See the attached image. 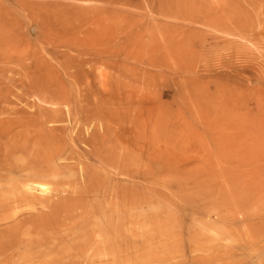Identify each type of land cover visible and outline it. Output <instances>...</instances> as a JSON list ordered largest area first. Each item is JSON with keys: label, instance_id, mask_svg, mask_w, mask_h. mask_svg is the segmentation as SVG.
Listing matches in <instances>:
<instances>
[{"label": "bare ground", "instance_id": "6f19581e", "mask_svg": "<svg viewBox=\"0 0 264 264\" xmlns=\"http://www.w3.org/2000/svg\"><path fill=\"white\" fill-rule=\"evenodd\" d=\"M103 1L123 7H144L152 21L124 15L130 24L134 22L132 28L135 31L124 32L111 49L80 50L76 42L69 41L61 46L75 51L81 60L68 58L67 52H51L52 59L74 85H80L85 78L88 79L89 74L84 67L89 66L90 73L101 79L100 88L94 92L97 99L102 100L106 95L113 97L114 94L124 100L125 96H128L127 99L131 98L132 92L122 97L117 85L121 83L129 87L125 83L127 78L132 79L134 84L146 85L162 79V83L158 84L161 85L159 99L174 95L176 112L157 104L156 109L159 111L155 120L149 121L147 125L153 132L157 130L173 133L175 142L179 139L181 122L178 116L182 111L181 104L184 103L186 93H189L188 97L194 106L199 103L196 93L199 90L208 95L206 101L218 95L221 103L213 110L215 120L206 123L207 128L210 131L224 132L231 129L237 132L238 134L228 140L231 144L253 145L258 141L256 137L264 129V61L258 62V57L239 52L245 59L242 63H233L231 56L229 60L222 61L215 67H208L207 76L193 75L196 71L185 67L189 58L183 51L190 47L195 37L201 38V32L195 29V25H203L218 33L250 41L262 40L264 28L259 31L260 26L249 21L215 15L191 0H141L142 4L140 0ZM158 19H176L182 21V25H168ZM110 20L98 13L93 19L96 27L93 35L99 37L103 30H109ZM183 22L189 23L183 25ZM156 30L160 32L159 36L154 33ZM211 40L220 38L212 35ZM3 42L9 44L7 42L10 40L4 39ZM222 42L224 46L234 43L226 39ZM206 43L208 40L204 39L199 44L204 47ZM219 46L220 43L216 42L215 47ZM137 52L142 55H136ZM61 56L64 58L62 62ZM131 60L136 61L140 67L127 63ZM170 61L174 62L175 68L165 72L164 69ZM9 64L20 68L13 72L20 80L26 79L27 88L32 93L43 94L46 102L59 104L67 97V89L52 82L58 78L56 65L49 63L38 52L23 57L13 49L10 51L0 47V116L10 112L1 106V103L9 100L10 89L6 86V91L4 90L2 79ZM102 67L113 70L124 68L129 73L124 75V80L112 79V84L110 78L99 71ZM150 69L156 71L151 72ZM95 71L99 73L94 75ZM185 73L189 75L184 80ZM244 92H250L252 97L243 98ZM176 98L181 101L178 102ZM51 113L54 118L60 119L63 116L60 108ZM173 113L175 121H172L174 117L170 118ZM18 114L0 121V264H119L122 260L130 261L144 256L153 251L154 245H160L176 235L174 229L157 226L158 221L152 228L132 226L131 210L129 213L119 212L114 208L106 211L101 203L94 213L86 212L85 194L98 192L97 195L103 200L108 195L118 198L117 185H108L107 190L98 191L100 187L105 188L106 180L100 167H111L119 174H126L128 152L124 148L118 151L114 141L125 144L124 137L132 135L130 128L113 127L112 119L100 111L99 106L82 107L76 114L78 117L75 115L76 126L92 121L105 129L103 133L97 132L85 137H82L80 130L77 136L82 143L91 147L89 155L96 160L99 165L97 167L84 162L76 156L73 149L67 148L64 132L57 128H47L43 119L47 114ZM258 118L261 121L257 122ZM130 125L134 129L135 124L131 122ZM111 141L113 144L107 145ZM155 146L154 141H149L147 146L141 147L140 156L145 154L149 158L157 157L150 153ZM262 159L264 160V154ZM71 161L77 163H68ZM259 171L264 175V162ZM78 173L82 180L72 186L70 179L75 178ZM140 176L150 184L154 183V174L148 177L149 173L141 172ZM45 179L55 183L54 191L45 192V184L38 182ZM171 216L178 217V213ZM215 217L216 220L212 222L214 225L226 226L241 220L249 228L243 248L253 252L250 257L258 264H264V210L252 212L240 208L230 213H217ZM97 218L99 222L94 221ZM176 232H183L182 224H179ZM211 242L205 235L196 242L201 247H196L194 253L204 254L201 259H196L198 262L208 263L218 257L222 250L225 256H231L237 251L231 247L210 246Z\"/></svg>", "mask_w": 264, "mask_h": 264}, {"label": "rangeland", "instance_id": "374dc122", "mask_svg": "<svg viewBox=\"0 0 264 264\" xmlns=\"http://www.w3.org/2000/svg\"><path fill=\"white\" fill-rule=\"evenodd\" d=\"M191 1L215 15L226 19L232 17L249 21L260 26L259 31L264 28V0ZM98 13L106 19H111V27L109 30H103L99 37H95L93 32L96 27L93 19ZM148 13L144 7L117 6L103 0H0V47L10 51L13 49L23 57L38 52L49 63L56 65L58 78L52 81L54 85L63 86L68 91L67 97L59 104L48 103L44 100L43 94L32 93L27 88L25 78L20 80L13 72L20 68L9 64L2 77L4 90L6 91V86L10 89L9 100L1 103V106L10 112L1 115L0 121L18 113V116L47 114L46 117L43 116L47 128H57L64 132L67 148L73 149L76 156L84 162L97 167L98 163L89 155L91 147L82 143L77 136L80 130L82 137H85L97 132L103 133L105 129L92 121L76 126L74 118L82 107L99 106V110L112 119L113 127L131 129L132 135L124 137L125 144L114 141L118 151L124 148L128 152L126 174H119L111 167L107 169L100 167L106 180L105 188L100 187L98 191L107 190L108 185L110 187L117 185L118 198L114 199L112 195H108L103 200L97 195L98 192L85 194L86 212L94 213L101 203L106 211L114 208L116 211L129 213L131 210L132 226L152 228L158 221L157 226L174 229L176 235L160 245H154L153 251L148 252L149 254L130 261L122 260L119 264H203L196 259H201L204 254L194 253L196 247H201L196 242L201 240L202 235L212 240L210 246L231 247L237 250L231 256H225L222 250L218 257L204 264H258L250 257L253 252L243 248L249 228L245 227L241 220L226 226L214 225L212 222L216 220L217 213H230L240 208L252 212L264 210V175L259 171L264 162L262 159L264 129L259 135L261 138L256 137L258 141L253 145L231 144L228 140L238 134L237 132L231 129L224 132L210 131L206 126V123L215 120L213 110L221 103L219 96L216 95L214 99L206 101L208 95L199 90L196 92L199 99L197 106L193 105L188 92L183 98L182 111L178 116L181 129L178 142H175L173 133L157 130L153 132L147 125L149 121L155 120L159 111L156 109L157 104L167 106L176 112V104H173L174 95L159 99L161 85L158 84L162 83V79L146 85L134 84L132 79L127 78L125 83L130 86L119 83L117 89L120 90L122 97L132 92L131 98L127 99L128 96H125L123 100L112 93L113 97L106 95V98L99 100L94 92L100 88L101 79L90 73L89 66L84 67L85 72L89 74L88 79L85 78L80 85H74L50 55L53 51H62L68 53V58L81 60L75 51L61 47L68 41L76 42L80 50L111 49L124 32L135 31L132 28L134 22L130 24L124 15L152 21ZM160 20L168 25H182V21L176 19H158ZM183 23L185 25L189 22ZM195 29L201 32V38L195 37L190 47L183 51L189 58L185 67L196 71L193 75L207 76L208 67H215L222 61L229 60L231 56L233 63H242L245 59L239 52L258 57V62L264 61V38L258 41L244 40L218 33L203 25H195ZM154 33L160 35L158 30ZM212 35H217L220 40L212 41ZM4 39H9L10 42H7L9 44L3 42ZM204 39H207L208 43L202 47L199 43ZM224 39L234 43L224 46L222 44ZM216 42L220 43L219 47H215ZM136 55L142 54L137 52ZM63 59L61 56V62ZM127 63L140 67L134 60ZM174 68V62L170 61L164 70L170 72ZM21 71L25 72L23 69ZM99 71L104 72L112 84L114 79L124 80V75L129 73V70L124 68L113 70L102 67ZM99 71H95L94 75ZM150 71L155 72L156 69ZM188 75L185 73L183 79L185 80ZM173 88L176 89L174 86ZM250 94L244 92L242 97L251 98ZM58 108L63 111L60 119L54 118L51 113ZM12 111L14 113H11ZM173 114L170 115L171 119L175 116V113ZM175 120L174 117L172 121ZM256 121L261 120L258 118ZM131 122L135 124L134 129L130 125ZM149 141L156 143L150 150V153L157 155L155 158H149L145 154L140 156L141 147L147 146ZM112 142H108L107 145H112ZM68 163L76 164L77 161ZM141 172L149 173L148 177L154 174V183L150 184L143 179L140 176ZM80 180L82 178L78 173L75 178L70 179L71 185L76 186ZM38 182L45 184L46 193L54 191L56 187L50 180ZM176 213L178 217L171 216ZM167 215L170 217L166 218ZM98 218L94 221L99 222ZM179 224H182L181 234L176 232Z\"/></svg>", "mask_w": 264, "mask_h": 264}]
</instances>
